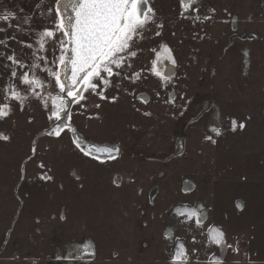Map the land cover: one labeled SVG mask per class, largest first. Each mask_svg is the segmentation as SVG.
<instances>
[{"label": "rangeland", "instance_id": "374dc122", "mask_svg": "<svg viewBox=\"0 0 264 264\" xmlns=\"http://www.w3.org/2000/svg\"><path fill=\"white\" fill-rule=\"evenodd\" d=\"M148 3L163 27L148 25L131 68L102 74L110 86L94 81L96 92L72 103L44 71L60 67L64 37L46 38L44 50L38 42L55 29L56 0L24 11L0 0V16L12 14L0 19V105L11 108L0 118L9 137L0 139V264H173L180 243L186 264H264V0H196L183 15L180 0ZM162 46L175 60L157 62L168 81L151 71ZM34 62L39 97L20 79ZM9 84L27 96L23 105L6 99ZM47 93L64 96L71 115L49 120ZM65 121L119 153L86 155L70 128L47 134Z\"/></svg>", "mask_w": 264, "mask_h": 264}, {"label": "snow or ice", "instance_id": "6c2138e0", "mask_svg": "<svg viewBox=\"0 0 264 264\" xmlns=\"http://www.w3.org/2000/svg\"><path fill=\"white\" fill-rule=\"evenodd\" d=\"M196 0H180L182 12L184 14ZM53 9H49V14ZM57 20L55 22V29H45L39 33V45L40 49L44 50V46L47 43L46 38H54L56 32H60L64 39L59 40V56L53 61L60 65L58 69L46 67L44 71L48 73L50 77L54 78V86L58 87L60 93H67V97L70 98L72 103H78L84 99L83 91L91 90L96 92L98 84L94 81H99L104 87H108L111 84L110 79L107 77L120 76L121 71L125 66L131 68V59L138 55L137 50H133L134 45L141 39H143V33L148 30L149 24H155L157 29L163 27L162 23L158 24L155 20V11L151 8L148 0H56L55 7ZM9 15L0 16V19L8 20ZM199 19V17H197ZM27 22V21H25ZM4 29H0V32ZM159 31L156 35H159ZM5 41L0 40V44ZM31 47V45H28ZM70 50V55L67 53ZM156 52V49H152ZM8 60L12 63L19 64L21 68L25 67L23 63L16 59V57L8 56ZM37 60L41 59L36 57ZM46 60V58H44ZM164 60H170L175 64V60L172 59L170 49L166 46H162V52L157 53V59L152 62L151 71L164 81L170 79L169 76L163 75L161 71L157 70V62L162 63ZM32 74L29 75L25 72L21 77V82L29 85L31 88V94L39 97L40 93L35 89L40 87L44 88V82L41 81L35 75V69L39 68L38 63H33L31 66ZM71 73L68 75V73ZM139 73H133L129 79L139 78ZM11 76H16V71L13 69ZM7 93L6 99L10 96L23 105L27 96L22 95L15 89V86L9 84L3 90ZM49 97L53 99V108L49 115V120L61 121L62 116L68 111V100L62 95L52 96V93H47ZM101 98L103 93H99ZM115 99V98H113ZM58 101V103H56ZM47 106V105H45ZM11 111L8 104L0 105V118L6 117ZM150 113H146L149 115ZM233 130L236 128V121H232ZM239 127L243 128L244 125L240 124ZM64 128H70L71 125L66 121L56 123L51 131H48V135L60 136ZM75 133V129H71ZM213 131L219 135L220 130L214 128ZM0 139L7 140L8 136L0 133ZM211 139V137H208ZM77 147L84 151V148L79 143L77 138ZM100 152L101 149L97 146H91L86 155L92 152ZM103 152L111 156L112 149L104 148ZM118 154V149L116 150ZM99 158V157H97ZM42 166V165H41ZM50 179V177H44ZM186 215L191 218L192 215H198L196 210H189ZM64 217H62L63 219ZM200 219H197L199 225ZM214 231V235H210V241L218 246L224 245L223 233L220 230ZM167 236L168 234L165 233ZM88 248H82L81 255L88 254ZM94 254V252L92 253ZM215 264H220L219 258H213ZM188 260L187 250L183 243L178 244L175 247L174 254L172 256L173 264H186Z\"/></svg>", "mask_w": 264, "mask_h": 264}, {"label": "water", "instance_id": "95a60500", "mask_svg": "<svg viewBox=\"0 0 264 264\" xmlns=\"http://www.w3.org/2000/svg\"><path fill=\"white\" fill-rule=\"evenodd\" d=\"M255 37H256L255 35H247V34H244L243 36L238 37V38L241 39V40H252V39H254ZM233 38H237V37H231L230 40H232ZM67 55H70V50H69V52L67 53ZM70 74H71V73L69 72L68 75H70ZM63 94H64V95H67L66 92L63 93ZM72 136H73V139H74L75 143H76V141H77V138H79V143H80L81 146L84 148V151H85V152L88 151L89 148H90L91 146H97L98 148L101 149L100 152H95V151L92 152V153H91L92 155L99 156V157H104V158L109 157V156H110L109 154H107V153H105V152L102 151V149H104V148H108V149H112V150H113L111 156H113V155H117V152H116L117 149H118V153H119V147H118V146H111V145H93V144H90V143L84 141L83 139H81V138L77 135L76 132H75V133H72ZM76 144H77V143H76ZM79 148H80V147H79ZM80 149H81V148H80Z\"/></svg>", "mask_w": 264, "mask_h": 264}, {"label": "crops", "instance_id": "0c3cea01", "mask_svg": "<svg viewBox=\"0 0 264 264\" xmlns=\"http://www.w3.org/2000/svg\"><path fill=\"white\" fill-rule=\"evenodd\" d=\"M17 1L19 4L17 8H19L20 11H24V10H28L34 3L36 4L39 0H17Z\"/></svg>", "mask_w": 264, "mask_h": 264}]
</instances>
